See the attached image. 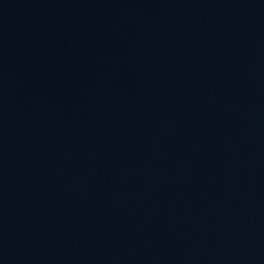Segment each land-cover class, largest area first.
Returning <instances> with one entry per match:
<instances>
[{
  "label": "water",
  "instance_id": "water-1",
  "mask_svg": "<svg viewBox=\"0 0 264 264\" xmlns=\"http://www.w3.org/2000/svg\"><path fill=\"white\" fill-rule=\"evenodd\" d=\"M0 264H264V0H0Z\"/></svg>",
  "mask_w": 264,
  "mask_h": 264
}]
</instances>
